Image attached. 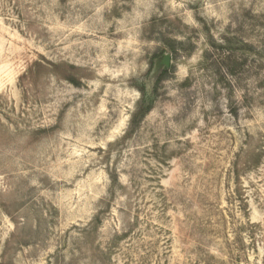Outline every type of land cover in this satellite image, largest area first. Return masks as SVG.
<instances>
[{"label":"rangeland","instance_id":"374dc122","mask_svg":"<svg viewBox=\"0 0 264 264\" xmlns=\"http://www.w3.org/2000/svg\"><path fill=\"white\" fill-rule=\"evenodd\" d=\"M0 264H264V0H0Z\"/></svg>","mask_w":264,"mask_h":264},{"label":"water","instance_id":"95a60500","mask_svg":"<svg viewBox=\"0 0 264 264\" xmlns=\"http://www.w3.org/2000/svg\"><path fill=\"white\" fill-rule=\"evenodd\" d=\"M166 59H168V56H166Z\"/></svg>","mask_w":264,"mask_h":264}]
</instances>
